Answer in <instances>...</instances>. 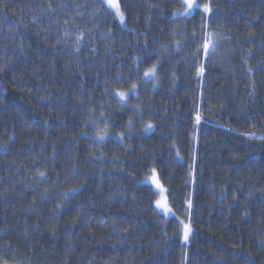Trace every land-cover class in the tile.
<instances>
[{
    "label": "trees",
    "instance_id": "1",
    "mask_svg": "<svg viewBox=\"0 0 264 264\" xmlns=\"http://www.w3.org/2000/svg\"><path fill=\"white\" fill-rule=\"evenodd\" d=\"M116 3L0 0V264H264V0Z\"/></svg>",
    "mask_w": 264,
    "mask_h": 264
},
{
    "label": "rangeland",
    "instance_id": "2",
    "mask_svg": "<svg viewBox=\"0 0 264 264\" xmlns=\"http://www.w3.org/2000/svg\"><path fill=\"white\" fill-rule=\"evenodd\" d=\"M183 2H184V0H183ZM191 2H192V4H193V7L188 9L187 14H188V13H191V11H192L193 8H194V0H191ZM184 5H185V6H184V9H183V12L186 13V12H185V8H187V4L184 2ZM112 10H113V12H114L116 18L118 19V21H119L121 24H124V22H125L124 14L122 13V14H123V20H122V19L120 18V16L116 14V10H115V9H112ZM120 11H121V9H120ZM121 12H122V11H121ZM176 13H177V12H176ZM149 181L152 182V183H150ZM144 182L149 183V184H151V185L153 184L152 186L154 187L156 193L159 195V197H158L159 202L162 204V206H165V205H166V190H165V188H163V187L161 186V184L159 183V181H158V179H157V176H156L155 172L153 171V172L151 173V175L149 176V178L145 179ZM163 192H164V193H163ZM2 264H16V263H2Z\"/></svg>",
    "mask_w": 264,
    "mask_h": 264
},
{
    "label": "snow or ice",
    "instance_id": "3",
    "mask_svg": "<svg viewBox=\"0 0 264 264\" xmlns=\"http://www.w3.org/2000/svg\"><path fill=\"white\" fill-rule=\"evenodd\" d=\"M102 2H106L109 5L110 8L115 9L116 10V14L119 15L120 18L123 20V14L120 11L119 4L116 3V0H102ZM184 2L187 4V8H185V12L187 13L188 9L193 7V4H192L191 0H184ZM204 7H205V10L207 11L208 10V5H205ZM205 50H207V46H205ZM154 71H155V69L151 68L148 71H146L144 75L145 76H149V75L153 74ZM133 88H135V85H133ZM120 95H121V97H123V93H121ZM197 121L199 122V116H197ZM149 127H150V125H149ZM41 175H43V174H41ZM165 211H168V209L165 208ZM185 239H187V228H186V232H185Z\"/></svg>",
    "mask_w": 264,
    "mask_h": 264
}]
</instances>
